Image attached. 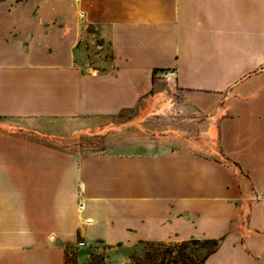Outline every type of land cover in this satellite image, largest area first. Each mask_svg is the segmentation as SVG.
Returning <instances> with one entry per match:
<instances>
[{"label": "crops", "instance_id": "1", "mask_svg": "<svg viewBox=\"0 0 264 264\" xmlns=\"http://www.w3.org/2000/svg\"><path fill=\"white\" fill-rule=\"evenodd\" d=\"M89 26L106 72L75 62ZM165 101L215 127L217 156L42 143ZM78 240H219L203 264H264V0H0V264H66Z\"/></svg>", "mask_w": 264, "mask_h": 264}, {"label": "rangeland", "instance_id": "2", "mask_svg": "<svg viewBox=\"0 0 264 264\" xmlns=\"http://www.w3.org/2000/svg\"><path fill=\"white\" fill-rule=\"evenodd\" d=\"M86 30L96 36L91 40L84 39L78 45L76 64L82 72L91 68L102 73L108 71L112 57L109 42L99 37L96 28L89 26ZM154 79L155 75L152 81ZM151 108L154 106L150 103L137 114L124 112L107 119L99 128L43 138L42 143L74 156L151 154L175 147H185L205 156H217L215 137L212 139L204 128L203 115H197L188 106L176 109L169 104V112L148 114ZM211 248L205 240H198L114 246L91 244L81 248L66 246V252L69 264H77L78 260L80 264H200Z\"/></svg>", "mask_w": 264, "mask_h": 264}, {"label": "trees", "instance_id": "3", "mask_svg": "<svg viewBox=\"0 0 264 264\" xmlns=\"http://www.w3.org/2000/svg\"><path fill=\"white\" fill-rule=\"evenodd\" d=\"M155 72V71H154ZM190 241H192V242H196V241H198V240H190ZM188 242V241H187ZM184 243V242H183ZM205 243L206 244H209V245H211L212 246V248L210 249V251L203 257V259H202V261L200 262V264H203V262H204V260L207 258V256L209 255V254H211V253H213L216 249H217V247H218V245H219V240H205ZM66 264H69V257H68V253L66 252Z\"/></svg>", "mask_w": 264, "mask_h": 264}, {"label": "bare ground", "instance_id": "4", "mask_svg": "<svg viewBox=\"0 0 264 264\" xmlns=\"http://www.w3.org/2000/svg\"><path fill=\"white\" fill-rule=\"evenodd\" d=\"M168 107H169V104L168 103L159 104L157 110H154V108H151L150 111H148V114L151 113V112H153V111H155V112H163V109L168 108ZM208 134L211 135L212 137H215L216 130H215V127L213 125L210 126V128L208 130Z\"/></svg>", "mask_w": 264, "mask_h": 264}, {"label": "built area", "instance_id": "5", "mask_svg": "<svg viewBox=\"0 0 264 264\" xmlns=\"http://www.w3.org/2000/svg\"><path fill=\"white\" fill-rule=\"evenodd\" d=\"M85 246H86L85 242H83V241H81V240H78V241L75 243V245H74V247H76V248H81V247H85Z\"/></svg>", "mask_w": 264, "mask_h": 264}]
</instances>
